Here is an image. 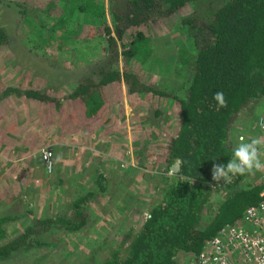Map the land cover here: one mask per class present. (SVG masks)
<instances>
[{
  "label": "trees",
  "instance_id": "1",
  "mask_svg": "<svg viewBox=\"0 0 264 264\" xmlns=\"http://www.w3.org/2000/svg\"><path fill=\"white\" fill-rule=\"evenodd\" d=\"M60 1L56 3L60 9L87 11L95 21L100 20L87 24L97 26L95 33L104 40L101 56L84 73L80 69L65 95L58 96L49 86L23 90L7 86L0 101L11 92L21 94L39 126L47 122L68 133L86 135L107 122L105 107L111 98L120 101L121 83L126 95L173 99L174 132L165 146L162 172L145 214L113 246L99 244L97 249L105 254L95 257V248L91 257L96 264H178V255H195L219 227L236 222L246 206L259 200V183L244 186V176H234L230 183L216 182L211 169L214 164H227L232 157L229 130L237 115L248 114L264 101V0H107L106 9L97 0H63L65 5ZM186 6L192 9L180 13ZM177 13L182 15L176 23L190 40V50L178 48V61L187 73L182 96L158 89L133 68L118 64L119 58H148L150 38L141 28H156ZM75 28L73 25L71 32ZM7 41L0 25V45ZM216 92L224 93L227 107L217 110ZM15 130L18 128L0 102V145L19 139ZM175 162L177 171L172 169ZM100 182L99 177V190ZM92 193L77 195L68 214L33 219L0 243V259L17 250L52 246L44 236L52 231H79L86 223L85 205ZM8 218L0 217V238L5 234L1 224Z\"/></svg>",
  "mask_w": 264,
  "mask_h": 264
},
{
  "label": "rangeland",
  "instance_id": "2",
  "mask_svg": "<svg viewBox=\"0 0 264 264\" xmlns=\"http://www.w3.org/2000/svg\"><path fill=\"white\" fill-rule=\"evenodd\" d=\"M97 1L106 9L107 0ZM57 2L0 0V25L8 37L7 44L0 45V93L9 83L17 84L15 87L20 90L26 76H37L34 80L40 86L47 85L56 92L55 83L63 81L61 86H71L80 69L84 73L101 56L104 40L95 33L97 26L87 24L100 20L95 21L87 11H68L66 6L60 9ZM59 3L65 5L63 0ZM191 9L186 6L180 13ZM180 13L156 28H141L150 38L148 58L118 60L121 68L131 67L146 83L177 96L184 95L187 81V73L178 61V48L190 50L189 38L176 23ZM73 25L76 28L71 32ZM2 99L8 116L21 130H15L19 139L0 145V217H9L1 224L5 234L0 243L35 218L68 214L69 204L77 195L93 193L85 205L86 223L79 231H52L44 235L53 242L52 246L14 251L0 259V264H96L92 252L97 250L95 257H100L105 250H98L99 244L113 246L127 227H137L156 192L161 159L174 132L176 102L169 96L132 94L122 110L121 99L116 102L111 98L105 107L107 122L92 134L89 142L88 134L85 137L75 131L67 135L65 129L58 131L47 122L38 127L21 94L4 95ZM250 112V116H264V101ZM248 115L240 112L229 130L233 147L239 143V135L245 141L261 135L254 127L253 116L248 119ZM245 120L251 123L249 127ZM55 142L56 154L61 158L56 161L53 155L51 173L42 164L30 166L27 153L33 151L35 157L40 149H50ZM89 143L95 146L94 155L86 154L82 147ZM261 172L244 175L241 183H257ZM99 177L101 190L97 187ZM190 257L185 253L178 255V264H188Z\"/></svg>",
  "mask_w": 264,
  "mask_h": 264
},
{
  "label": "built area",
  "instance_id": "3",
  "mask_svg": "<svg viewBox=\"0 0 264 264\" xmlns=\"http://www.w3.org/2000/svg\"><path fill=\"white\" fill-rule=\"evenodd\" d=\"M261 117L257 116L254 124L258 132L264 134V129L260 128ZM241 137L237 136L236 141L240 142ZM37 157L48 172V164L53 165L50 149H40ZM257 183L261 185L259 200L246 206L236 222L219 227L200 250L191 255L188 264H264V171Z\"/></svg>",
  "mask_w": 264,
  "mask_h": 264
},
{
  "label": "clouds",
  "instance_id": "4",
  "mask_svg": "<svg viewBox=\"0 0 264 264\" xmlns=\"http://www.w3.org/2000/svg\"><path fill=\"white\" fill-rule=\"evenodd\" d=\"M213 100L217 103V110L227 107L223 92H216ZM260 128L264 129V116L260 118ZM61 157L57 156V160ZM53 165L48 164L47 171L51 173ZM264 171V134L250 137L247 141L241 137L240 142L232 149V157L227 164H214L211 169L212 180L230 183L234 176L254 175Z\"/></svg>",
  "mask_w": 264,
  "mask_h": 264
},
{
  "label": "crops",
  "instance_id": "5",
  "mask_svg": "<svg viewBox=\"0 0 264 264\" xmlns=\"http://www.w3.org/2000/svg\"><path fill=\"white\" fill-rule=\"evenodd\" d=\"M101 51V50H100ZM97 53L99 54V53H101V52H99V49L97 50ZM37 76H26V77H24V81H23V86L24 87H21V89L20 90H23V89H41V88H45V87H48L47 85H45V86H40V84L37 82V81H35L34 79H37L36 78ZM54 82V81H53ZM60 83L59 84H57V83H55V87H57L58 86V89L56 90V92L55 93H58L59 94V92L60 93H62L63 95H65V94H67L69 91H70V89H71V87H72V85L74 84L73 82H72V84H71V86L70 85H65V86H61L60 84L63 82V81H59ZM17 84H11V83H9V85H6V87L7 86H9V87H12V88H17V87H15ZM60 85V86H59ZM59 87L61 88V89H59ZM111 87L109 86L108 87V89H110ZM9 94H13L12 92L11 93H9ZM9 94H7V95H9ZM61 95V94H60ZM132 94H129V95H126L125 94V92H124V90H123V85H122V83H121V107H122V110H123V108L125 109V107H126V104H125V101H126V99L127 98H129V96H131ZM137 95V94H136ZM3 100V99H2ZM2 100L0 101L1 102V104L3 105V102H2ZM257 111V110H256ZM8 112V111H7ZM123 112L121 111V114H122ZM250 113H252V112H250ZM257 114V113H256ZM248 115V114H247ZM258 115V114H257ZM249 116V118L248 119H250L252 116L254 117V118H256V115H248ZM260 116V115H259ZM252 117V121L254 122V118ZM35 119L33 118V121H34ZM36 122V121H35ZM245 122H246V120H245ZM247 124H246V126L247 127H249V123L250 122H246ZM14 124H15V126L18 128V130H21L17 125H16V123L14 122ZM38 127H42V126H39V124H37V122L35 123ZM251 124V123H250ZM51 125H53V126H55L56 128H57V130L59 131L60 130V128L58 127V125H55V124H51ZM254 127H255V124H254ZM256 129V128H255ZM97 130V129H96ZM96 130H93V132L92 133H90V134H88V140H89V142L92 140L91 139V137H92V134L93 133H96ZM257 130V129H256ZM258 131V130H257ZM78 132V134H81L82 135V132H80V131H77ZM65 135V134H64ZM64 135H61V136H64ZM67 135H69V133H67ZM85 137H86V135L85 134H83ZM70 136H68V138H69ZM61 145H62V143H61ZM65 147H67V145H64ZM84 149H86V154L88 153V154H92V155H94L95 153H96V150L95 149H93L95 146H93L92 144H85L84 146H82ZM50 149H51V151H52V156L54 155V156H56V158H57V152H58V146L56 145V142L53 144V145H51L50 147H49ZM62 149V148H61ZM32 152L33 151H31V152H29V153H27L26 154V157L28 158V161H29V164H30V166L31 165H35L36 167H38L39 165L37 164V163H39L40 165H41V163L39 162V160H38V157H37V154H36V156L35 157H33L32 155ZM80 152V151H79ZM30 157H32L31 159H33V162L31 161V159H30ZM55 158V159H56ZM56 161H57V159H56ZM33 165V166H34Z\"/></svg>",
  "mask_w": 264,
  "mask_h": 264
},
{
  "label": "water",
  "instance_id": "6",
  "mask_svg": "<svg viewBox=\"0 0 264 264\" xmlns=\"http://www.w3.org/2000/svg\"><path fill=\"white\" fill-rule=\"evenodd\" d=\"M173 171H177L178 170V162H175L172 166Z\"/></svg>",
  "mask_w": 264,
  "mask_h": 264
}]
</instances>
